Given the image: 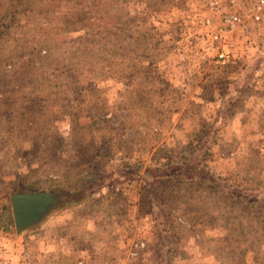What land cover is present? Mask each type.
Listing matches in <instances>:
<instances>
[{"label":"rangeland","instance_id":"1","mask_svg":"<svg viewBox=\"0 0 264 264\" xmlns=\"http://www.w3.org/2000/svg\"><path fill=\"white\" fill-rule=\"evenodd\" d=\"M208 14L200 0H0L10 264H264V22L222 65ZM19 191L71 205L18 233Z\"/></svg>","mask_w":264,"mask_h":264},{"label":"built area","instance_id":"2","mask_svg":"<svg viewBox=\"0 0 264 264\" xmlns=\"http://www.w3.org/2000/svg\"><path fill=\"white\" fill-rule=\"evenodd\" d=\"M208 15L200 17L198 24L205 28L202 39L207 44V51H214L217 63L227 65L236 62L231 41L237 31L246 28L248 22H264V0H243L246 13L242 14L234 6L227 8L224 0H200ZM230 48V50H228ZM0 264H10L8 252L0 249Z\"/></svg>","mask_w":264,"mask_h":264},{"label":"water","instance_id":"3","mask_svg":"<svg viewBox=\"0 0 264 264\" xmlns=\"http://www.w3.org/2000/svg\"><path fill=\"white\" fill-rule=\"evenodd\" d=\"M65 195L55 191H19L12 194L11 207L15 227L18 233L34 227L62 205L69 207L71 202L65 201Z\"/></svg>","mask_w":264,"mask_h":264},{"label":"trees","instance_id":"4","mask_svg":"<svg viewBox=\"0 0 264 264\" xmlns=\"http://www.w3.org/2000/svg\"><path fill=\"white\" fill-rule=\"evenodd\" d=\"M6 220L9 221L10 224H12V222H13V220H11V217L8 218V219L6 218ZM1 221H2V220L0 219V222H1Z\"/></svg>","mask_w":264,"mask_h":264}]
</instances>
